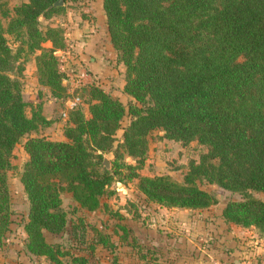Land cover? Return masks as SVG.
I'll list each match as a JSON object with an SVG mask.
<instances>
[{"label":"trees","instance_id":"16d2710c","mask_svg":"<svg viewBox=\"0 0 264 264\" xmlns=\"http://www.w3.org/2000/svg\"><path fill=\"white\" fill-rule=\"evenodd\" d=\"M55 1H21L8 14L0 0V15L7 17L5 26L0 22V246L10 221L6 169L11 151L23 135L48 121L39 105L25 113L20 77L28 54L38 51L37 81L54 98L65 96L54 54L65 45L62 29L40 28L38 20L62 10ZM101 7L108 40L125 66L122 90L133 101L123 103L90 86L89 116L71 109L62 130L65 139L25 137L27 158L18 174L28 202L24 249L67 264L42 235L65 221L58 191L68 190L80 206L91 209L109 183L123 177H135L145 198L165 207L199 209L215 203L214 194L199 186L201 180L236 192L240 197L225 201L221 218L256 227L264 240V0H101ZM5 34L12 35L15 47ZM45 41L50 46H43ZM125 114L130 119L121 127L120 146L136 164L122 161L114 149L117 168L107 169L96 149L110 146ZM154 128L181 143L196 140L206 146L197 161L188 162L181 181L135 172L145 155V136ZM120 166L127 168L125 174ZM74 263L85 259L73 256L69 264Z\"/></svg>","mask_w":264,"mask_h":264},{"label":"rangeland","instance_id":"374dc122","mask_svg":"<svg viewBox=\"0 0 264 264\" xmlns=\"http://www.w3.org/2000/svg\"><path fill=\"white\" fill-rule=\"evenodd\" d=\"M21 1L25 0H5L8 14H12L13 5ZM61 4V11L46 18L38 16V20L40 28L51 25L62 29L65 45L55 49L54 54L63 74L61 83L65 96L54 98L49 88L37 81L34 54L38 51L28 54L20 77L22 98L28 103L25 113L28 115L32 107L39 105L41 115L48 121L31 134L23 135L11 151V167L6 169L10 221L0 246V264H54L43 255L28 253L23 246L28 202L18 174L27 158L22 148L25 137L41 135L65 139L62 130L69 123L71 109L78 108L84 118L89 116L90 86L99 87L123 103L133 101L122 90L125 66L108 40L101 0H63ZM6 21L7 17L0 15L3 26ZM5 36L15 47L17 43L12 35ZM42 45L50 46V42ZM81 72L84 74L80 75ZM129 119L127 114L120 119L110 146L96 149L107 169L117 168L114 149L122 161L136 164L135 158L120 146L121 127ZM145 139L144 158L135 168V172L142 175L167 174L181 181L188 162L197 161L206 150V146L196 140L181 143L170 139L161 128L150 130ZM118 170L122 174L127 172L122 166ZM199 186L212 192L217 201L199 209L161 206L145 198L136 187L135 177H123L113 179L106 192L99 196L97 206L89 209L80 206L70 192L62 188L58 196L65 221L61 227L43 229L42 235L47 243L60 250V258L68 260L67 264L73 256L83 257V264H264V240L259 230L252 225L243 227L226 222L220 216L225 201L240 195L205 180H201ZM249 194L262 198L258 191L250 190ZM101 237L110 245H102ZM221 252L226 253L219 256Z\"/></svg>","mask_w":264,"mask_h":264},{"label":"water","instance_id":"95a60500","mask_svg":"<svg viewBox=\"0 0 264 264\" xmlns=\"http://www.w3.org/2000/svg\"><path fill=\"white\" fill-rule=\"evenodd\" d=\"M61 2H62V0H56L53 4H61ZM103 163L106 164L105 160L103 161Z\"/></svg>","mask_w":264,"mask_h":264},{"label":"crops","instance_id":"0c3cea01","mask_svg":"<svg viewBox=\"0 0 264 264\" xmlns=\"http://www.w3.org/2000/svg\"><path fill=\"white\" fill-rule=\"evenodd\" d=\"M226 252L219 253V256H224Z\"/></svg>","mask_w":264,"mask_h":264},{"label":"built area","instance_id":"2783aa9c","mask_svg":"<svg viewBox=\"0 0 264 264\" xmlns=\"http://www.w3.org/2000/svg\"><path fill=\"white\" fill-rule=\"evenodd\" d=\"M83 74H84V72H81V73H80V75H83ZM218 264H219V263H218Z\"/></svg>","mask_w":264,"mask_h":264}]
</instances>
